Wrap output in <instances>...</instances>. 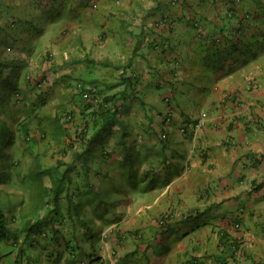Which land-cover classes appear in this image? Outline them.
Instances as JSON below:
<instances>
[{"label":"crops","instance_id":"0c3cea01","mask_svg":"<svg viewBox=\"0 0 264 264\" xmlns=\"http://www.w3.org/2000/svg\"><path fill=\"white\" fill-rule=\"evenodd\" d=\"M4 2L0 106L30 117L11 164L67 182L46 211L4 212L27 247L10 264H264V0ZM73 100L76 123L117 113L72 149L56 118Z\"/></svg>","mask_w":264,"mask_h":264},{"label":"rangeland","instance_id":"374dc122","mask_svg":"<svg viewBox=\"0 0 264 264\" xmlns=\"http://www.w3.org/2000/svg\"><path fill=\"white\" fill-rule=\"evenodd\" d=\"M5 2L4 0H0V12L3 11L4 8L2 4ZM9 7H10L9 5L5 4V9H8ZM1 73L4 76L5 73L3 72ZM11 86L12 85L10 82L6 83L4 86L2 84V81L0 80V94H1V91L3 90L1 88H4L6 89V91L9 92V88ZM85 87H88V86L85 85ZM77 100L80 101V99H77ZM77 100H73L72 105L70 107H66L65 103L64 104L61 103L59 107L60 110L58 109V113L65 112L68 114L73 113L75 115L72 106L75 107L78 105ZM70 102L71 101H69V103ZM83 102L84 101L81 100V104H83ZM14 104H17V102H15ZM27 110L30 111L29 108ZM3 111H4V108L1 105L0 106V185H2L3 188H0V208L2 209L3 212H5L7 209L8 210L12 209L15 212L16 217L20 221L21 218L24 216V213L27 211V209L24 208L23 205L28 206L32 202V205H31L32 213L38 212V210L41 209L42 207H45V210L43 211H46L45 199L47 197H45L46 193H43V190L47 188H56L57 182L56 180L54 181V179H51L50 182L48 181L50 179L40 180V176L33 175L35 173L37 174L35 170L39 172V168L37 167L35 168L34 165L30 169L32 173V174L30 173L31 175L28 173V171H26L25 177L19 176L20 180L16 178V166L11 163L17 162V161L18 163H21V160H22L21 158H24L25 155L28 154L27 145H30L29 140H27L25 136L24 137L21 136V131L19 129V126L24 127V125H27L26 122L30 117H29V113L27 117L23 115L17 117L18 114H21V113H17V115H14L15 117H10L11 119H7L9 114ZM12 118H13V122H12ZM67 123L69 122H65L61 120L62 125H66ZM72 123H73L72 125L68 124L65 127L66 129H68L66 140L69 141V143L77 139V135H76L77 130H75V132L74 130H71L69 132V129L74 128L76 125V123L74 122ZM29 134L30 133H28L27 136H29ZM18 182L24 184L23 187H20L21 190L16 189ZM9 187H11V189ZM14 190H16L17 193ZM18 191H21L20 193L22 194L19 195ZM3 195L4 197H2ZM47 195L52 196L54 195V193L50 191L47 193ZM2 198H3V201H1ZM19 205L22 207V209L20 210L16 208ZM63 213H64L63 210H60V211H57L55 215L57 217L58 216L60 217ZM34 214H37V213H34ZM8 215L9 214L7 212L6 213L7 218H8ZM7 231L9 234L8 221H7ZM17 235L20 236L22 240H24L26 237H28L29 233L26 230H21ZM11 240H12L11 238L8 239L7 237L0 238V255H4V257L0 256V259H1L0 264H10V262H13L9 258H7L8 256L7 254L11 255L12 253H17L19 249H21L22 247L24 248L25 251L27 250V247L25 244H20L16 248L15 245H13L12 242H10Z\"/></svg>","mask_w":264,"mask_h":264},{"label":"trees","instance_id":"16d2710c","mask_svg":"<svg viewBox=\"0 0 264 264\" xmlns=\"http://www.w3.org/2000/svg\"><path fill=\"white\" fill-rule=\"evenodd\" d=\"M30 78L31 77L28 78V81L30 80ZM42 80L43 79H41V81ZM41 81H38V83L36 84L38 89H40L42 87V86L39 87V82H41ZM80 84L81 83L77 84V88H78V85H80ZM43 86L47 88L48 86H50V83L47 81V84L43 85ZM82 86L85 87L84 85H82ZM13 98H14L15 102L23 104V100L24 99H21V94L19 92H14L13 93ZM106 100H107L106 102H109V99H106ZM110 101H111V99H110ZM116 113H117V108L115 106H109V107H106V106L102 107L101 106V107L98 108V111L94 113V115L97 116V117L93 118V119H91L89 117L88 118L82 117V119H78V120H81V122H79V123L77 122L76 123V116L73 113H69L68 114V113L64 112L61 115L59 114L58 117L56 118V120L60 124H61V120L65 121V122H69V123L66 124V126L68 124L72 125L73 124L72 122L76 123L75 127H79V126L81 127V129L76 131L77 132V134H76L77 138H79V137L80 138L81 137L86 138L87 131H88L87 128L89 126V123L92 124L94 128L106 129L109 126L113 125V123H115ZM71 114H73V115H71ZM98 117H99V119H98ZM27 130L25 129L24 131H22L24 133V135H26V136L29 133ZM66 130H68V129H66ZM77 142H78L77 139L75 141L70 142L69 143L70 148H72V149L75 148L76 145H77ZM56 182H57L56 188H61L60 190H63L65 184H66V187H67V182H65V177L64 176H62V178L60 177L59 179H56ZM54 191H55V193L53 195V198H56L57 194L60 191H58L57 189H55ZM7 236H8L7 218H6L5 214H4V212L2 211V209L0 208V238H6Z\"/></svg>","mask_w":264,"mask_h":264},{"label":"built area","instance_id":"2783aa9c","mask_svg":"<svg viewBox=\"0 0 264 264\" xmlns=\"http://www.w3.org/2000/svg\"><path fill=\"white\" fill-rule=\"evenodd\" d=\"M46 84H47V79H43L41 82H39V86H43ZM78 88L81 90V96L83 97V99H89L90 97L98 94V89L95 86L83 87L80 84L78 85ZM206 118H207V114L205 112H202L197 118L196 122L194 124L192 123L191 124L196 127H201L205 124ZM166 219H167V216H164L161 219L160 223H163L164 221H166Z\"/></svg>","mask_w":264,"mask_h":264}]
</instances>
